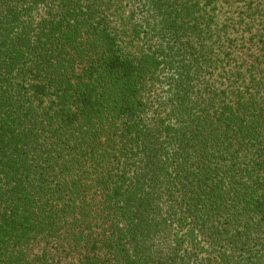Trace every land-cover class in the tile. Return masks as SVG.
I'll return each instance as SVG.
<instances>
[{"label": "trees", "instance_id": "obj_1", "mask_svg": "<svg viewBox=\"0 0 264 264\" xmlns=\"http://www.w3.org/2000/svg\"><path fill=\"white\" fill-rule=\"evenodd\" d=\"M0 264H264V0H0Z\"/></svg>", "mask_w": 264, "mask_h": 264}]
</instances>
